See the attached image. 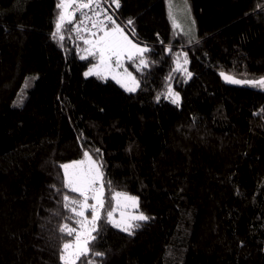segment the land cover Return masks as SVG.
<instances>
[{"label":"trees","instance_id":"1","mask_svg":"<svg viewBox=\"0 0 264 264\" xmlns=\"http://www.w3.org/2000/svg\"><path fill=\"white\" fill-rule=\"evenodd\" d=\"M185 1L192 40L166 0H119L117 23L148 49L147 67L126 60V91L85 76L90 33L72 21L53 36L60 0H0V264H62L64 197L82 198L62 165L85 152L104 196H136L147 219L128 232L101 215L77 264H264V88L224 78L264 77V0Z\"/></svg>","mask_w":264,"mask_h":264},{"label":"snow or ice","instance_id":"2","mask_svg":"<svg viewBox=\"0 0 264 264\" xmlns=\"http://www.w3.org/2000/svg\"><path fill=\"white\" fill-rule=\"evenodd\" d=\"M94 0H87L86 3L78 4L79 9L90 8L91 4ZM113 3L119 7V0H112ZM73 0H60L57 7L61 9L59 18L56 23L57 31L53 33V36H57L60 33V30L63 24L67 21L71 23L73 19H75V12L73 11ZM81 15L84 16V20L80 21V24L76 25L77 34H79L81 27H83L86 31L90 32V35L93 37L92 39H84L83 42L90 47L86 49L89 56H95L98 54L99 56V64L94 65L93 68H90L88 72L85 73V76L89 75H100V72L94 71V69L98 67L110 68V61L115 58L116 66H121V58L127 54L128 59H132L133 56L137 54H142L148 49L146 47L141 48L136 44H133L131 40L124 34L123 29L115 24V21L112 20L111 16L106 17V19L113 25L112 27H108L104 25L102 21L92 20L91 17H88L86 13L81 12ZM94 15L99 16L100 13H94ZM86 21H91L92 28L96 29V31H91L87 29ZM132 23L131 20L128 22ZM175 26V25H174ZM98 33H103V35H98ZM59 39L63 40L64 36L59 35ZM86 57L82 56L81 59H85ZM187 63V60L184 61ZM140 65L147 67V62L141 58ZM180 70V65L177 62V69ZM127 73V70H125ZM190 75V73H189ZM127 76L131 78V73H127ZM230 83L236 84H250L253 86H259L264 88V78L255 81H242L236 80L232 77L225 76L224 77ZM113 79L117 80V83H121L122 87H125L126 91H135V86H128L125 83H122L120 79H117L116 76H113ZM132 79L133 85H135V79ZM169 93H171V89H169ZM179 97L173 100V103L178 102ZM85 158L89 162V167L87 169H83L81 165L84 161L74 162L73 164H65L62 165L64 169V186L70 191L74 193H79L81 197H83V201L78 199H70L69 196L65 195L64 200L65 208H70V210L78 217H84L83 209L90 208L91 209V220H87L85 218L83 221H76V223L81 225V228H84L85 225L91 224V230L85 231H76L74 228H69L67 225H63L60 228L61 232L67 231V234L71 236L74 232L76 234L74 243H65L63 245L60 259L62 264H77V261L84 255H87L89 252V241L95 239V237L91 236V231H95L96 221L100 219V210L104 208V190L103 185L101 184L99 188L96 187L97 183L101 181L102 172L99 167L95 165L94 162L91 161V157L87 152H85ZM70 169L72 171H70ZM91 194V195H90ZM95 201L94 204L89 205L87 202L89 199ZM113 199L117 201V204L120 203L121 199L126 201H131L132 205H136V198L130 197L126 193L115 192L113 194ZM71 205H78L80 210L77 211L76 207H70ZM114 211V210H113ZM113 211H109L107 213V218L109 223H112L114 227L121 228L123 231H129L133 225L126 223L123 219L121 221H115L113 219ZM123 218V213L121 214ZM131 219L134 220H144L147 217L143 215L133 216ZM138 226V225H137ZM96 255H102V253H96Z\"/></svg>","mask_w":264,"mask_h":264},{"label":"rangeland","instance_id":"3","mask_svg":"<svg viewBox=\"0 0 264 264\" xmlns=\"http://www.w3.org/2000/svg\"><path fill=\"white\" fill-rule=\"evenodd\" d=\"M166 3H167L168 11H169L170 20H171L173 28H174V34L177 37H184L187 40L194 39L195 36H196L195 28H194L193 20L191 18L189 7L187 6L186 1L185 0H166ZM116 25H119L123 29L124 34L128 37L129 40L132 41L133 44H136L138 47H141V48H144V47L147 48L146 44L135 40L133 38V36L131 35V33L127 29H125L123 25H121L119 23H116ZM112 26H110V27H112ZM98 35H103V33H98ZM92 38L93 37L91 35H89L86 39H92ZM89 47H90L89 45H86V49H88ZM86 54H88L87 51H86ZM144 54H145V52L142 53V54H137V55L133 56V58H137V60H138L137 63L140 64V59L141 58L144 59ZM126 60H130V59L127 58V54H125V56L121 58V66L117 67L115 58H113L110 61V64H111L110 68L98 67V68L94 69V71H98V72H100V75L108 77V78H111V79H113V76H116L117 79H120L122 81V83H125L128 86H135V88L137 89L138 81L134 77L132 72H130L127 69ZM98 64H99V56L97 54L96 55V61H94L93 63H91L88 66V68L85 70V73L88 72L90 68H93L94 65H98ZM179 65H180V67H184L182 62H180ZM140 66H142V65H140ZM125 70H127V73H131V78L135 79V85H133L132 79L127 76V73L125 72ZM185 73L189 77V72H188L187 68H185ZM261 78H264V77H260L258 79H247L246 81L260 80ZM113 80L117 82L116 79H113ZM119 84L121 85V83H119ZM248 85H250V84H248ZM256 87H259V86H256ZM123 88L125 89V87H123ZM177 96L179 97L178 102L174 103V104L179 105L180 96H179L178 93H176L174 90L171 89V93H169V90H168V92L166 94V98L168 100H170L172 103H173V100L176 99ZM80 161H84V163L81 165V167L83 169H87L89 167V162L87 161L85 156L82 159L66 162L63 165H65V164H73L74 162H80ZM91 161L94 162L95 165H97L99 167L100 171L102 172L99 163L92 157H91ZM70 171H72V170L70 169ZM63 172H64V169H63ZM101 184H102V178H101V181L97 183L96 187L99 188ZM120 193H124V192H120ZM113 194H112L111 199H107L105 196H103L104 208L100 210V217H101V215L104 214L106 216V218H107V213L109 211H113L114 210L113 211V219L115 221L119 222V221H121L123 219L126 223L131 224V225H133L134 223H136L138 221H143V220L131 219V217H133V216H139V215L145 216L144 213H142L141 211L138 210V198L136 196L126 193L128 196L136 198V205L133 206L131 201H126L124 199H121L120 203L117 204V201L113 199ZM80 200L83 201V197ZM87 203L89 205H91V204H94L95 201L90 198ZM72 207H76L77 211L80 210L78 205H75V206L72 205ZM83 211H84V217L76 216L74 224L71 225L69 228H74V229H76V231H85V230H89L90 231L91 230V228H92L91 224H87V225H85L84 228H81V225L76 223V221H78V220L79 221H83L85 218H87V220H91V216H92L91 209L90 208H86V209H83ZM122 213H123V218H122V215H121ZM107 220H108V218H107ZM96 226H97V224H95V228H96ZM116 228H118V227H116ZM118 229H121V228H118ZM131 230H132V227L130 228V230L128 232H131ZM91 236H93V231H91ZM75 238H76V234L74 232L71 235V238L68 241L64 242V244L65 243H74L75 242ZM63 245H62V248H63ZM60 255H61V253H60Z\"/></svg>","mask_w":264,"mask_h":264},{"label":"built area","instance_id":"4","mask_svg":"<svg viewBox=\"0 0 264 264\" xmlns=\"http://www.w3.org/2000/svg\"><path fill=\"white\" fill-rule=\"evenodd\" d=\"M87 0H73V11L75 12V19H73V33L76 36L90 33L89 31H86L83 27H81V30L79 34H77L76 25L80 24L81 20H84V16L81 15V12L86 13L88 17H91L92 20H98L102 21L104 25L110 27L112 24L106 19V17L111 16L112 20L115 21V23L118 22V17L115 11L116 4L112 2V0H94V2L91 4L90 8H84L79 9L78 4L80 3H86ZM94 13H100L99 16L94 15ZM87 29H90L91 31H96V29L92 28L91 21H86Z\"/></svg>","mask_w":264,"mask_h":264},{"label":"crops","instance_id":"5","mask_svg":"<svg viewBox=\"0 0 264 264\" xmlns=\"http://www.w3.org/2000/svg\"><path fill=\"white\" fill-rule=\"evenodd\" d=\"M88 36H89V35H88ZM88 36H87V37H88ZM87 37H86V38H87Z\"/></svg>","mask_w":264,"mask_h":264}]
</instances>
